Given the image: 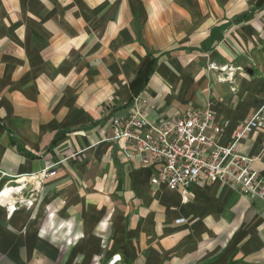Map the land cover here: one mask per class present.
<instances>
[{
  "label": "crops",
  "instance_id": "1",
  "mask_svg": "<svg viewBox=\"0 0 264 264\" xmlns=\"http://www.w3.org/2000/svg\"><path fill=\"white\" fill-rule=\"evenodd\" d=\"M257 2L0 0V192L55 171L31 207L0 203V264H264L259 201L220 183L152 186L153 170L107 140L135 102L150 122L209 111L229 122L223 146L260 111L237 152L264 179Z\"/></svg>",
  "mask_w": 264,
  "mask_h": 264
},
{
  "label": "built area",
  "instance_id": "2",
  "mask_svg": "<svg viewBox=\"0 0 264 264\" xmlns=\"http://www.w3.org/2000/svg\"><path fill=\"white\" fill-rule=\"evenodd\" d=\"M210 68L217 67L211 63ZM228 124L227 120H214L209 111L191 108L176 118L150 122L135 102L127 116L110 119L107 140L129 151L127 157L153 170L152 186L185 194L195 184L220 183L240 190L264 208V179L251 168L250 160L237 152L246 134L263 127L261 112L252 115L230 145L223 146L219 138ZM54 175L55 171L47 168L25 176V192L13 197V206L27 203L31 207L32 200L23 196L33 197L44 180Z\"/></svg>",
  "mask_w": 264,
  "mask_h": 264
},
{
  "label": "trees",
  "instance_id": "3",
  "mask_svg": "<svg viewBox=\"0 0 264 264\" xmlns=\"http://www.w3.org/2000/svg\"><path fill=\"white\" fill-rule=\"evenodd\" d=\"M264 4V0H258L257 5H256V9H260L262 7V5ZM248 17L247 14L242 15L241 17H238L236 19V21H241L244 20ZM155 60L156 59H152L150 62H148L145 66L144 69L142 70V72L137 76V78L134 80L133 83H140L142 82L144 84V82L147 80L148 76L153 73L154 70V64H155ZM132 83V84H133Z\"/></svg>",
  "mask_w": 264,
  "mask_h": 264
},
{
  "label": "bare ground",
  "instance_id": "4",
  "mask_svg": "<svg viewBox=\"0 0 264 264\" xmlns=\"http://www.w3.org/2000/svg\"><path fill=\"white\" fill-rule=\"evenodd\" d=\"M17 191H19V190L16 188L7 187L0 192V203H3V205H7V208L9 211H13L15 208L13 206L12 197Z\"/></svg>",
  "mask_w": 264,
  "mask_h": 264
},
{
  "label": "rangeland",
  "instance_id": "5",
  "mask_svg": "<svg viewBox=\"0 0 264 264\" xmlns=\"http://www.w3.org/2000/svg\"><path fill=\"white\" fill-rule=\"evenodd\" d=\"M7 182H8V181H6L5 179H1V178H0V190H1V188H3V187L7 184ZM23 198L28 199V198H30V197H28L27 195H24ZM19 205H20V204H19ZM19 205H17V207H18ZM17 207L15 206V208H17Z\"/></svg>",
  "mask_w": 264,
  "mask_h": 264
},
{
  "label": "water",
  "instance_id": "6",
  "mask_svg": "<svg viewBox=\"0 0 264 264\" xmlns=\"http://www.w3.org/2000/svg\"><path fill=\"white\" fill-rule=\"evenodd\" d=\"M28 188H30V187H28Z\"/></svg>",
  "mask_w": 264,
  "mask_h": 264
}]
</instances>
